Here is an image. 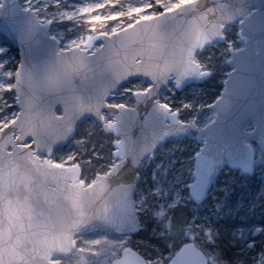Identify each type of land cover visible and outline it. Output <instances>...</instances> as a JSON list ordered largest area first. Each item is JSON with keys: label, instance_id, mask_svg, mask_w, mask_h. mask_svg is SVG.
<instances>
[{"label": "snow or ice", "instance_id": "6c2138e0", "mask_svg": "<svg viewBox=\"0 0 264 264\" xmlns=\"http://www.w3.org/2000/svg\"><path fill=\"white\" fill-rule=\"evenodd\" d=\"M0 22L19 44H0V264H264V221L221 232L200 210L253 170L245 144L233 174L222 120L257 31L264 48V0H0ZM193 130L199 150H161Z\"/></svg>", "mask_w": 264, "mask_h": 264}, {"label": "water", "instance_id": "95a60500", "mask_svg": "<svg viewBox=\"0 0 264 264\" xmlns=\"http://www.w3.org/2000/svg\"><path fill=\"white\" fill-rule=\"evenodd\" d=\"M201 2H203V0H201ZM215 2L218 4L226 5L230 2V0H215ZM252 3L256 4L257 9H259V0H252ZM235 23L239 27V21L237 20ZM239 32L240 28L238 29V33ZM0 35L17 49L19 58V44L18 42H15V44L13 43L12 36L9 34L8 30L2 26V22H0ZM240 48H245V44L243 43ZM126 55L129 57L132 55L131 48H129L127 52L121 51L118 59L122 61ZM245 55L248 57L249 63L245 67L241 68L238 74L239 87L236 90V95L231 98L232 107L230 111L225 114L222 120L223 126L233 137V150L236 153L237 164V167L235 168L239 167L238 165L240 164L243 158V154L246 151L244 147L245 144L252 146V140L259 138L261 132L264 131V48H262L261 46L260 34L258 31L255 36L249 41L248 50L246 51ZM230 59L231 57L229 56L227 61H229ZM227 64L230 66V70L227 72L228 74L232 72L233 65L228 62ZM228 78L229 77L226 75L225 79ZM233 80H236V77H233ZM223 92L224 84L220 91V94ZM57 108H60V111H57ZM62 110V105L59 104L52 107V112L57 116L61 114ZM249 124H251L252 127L250 129H247L246 126ZM200 127L202 128L203 126ZM200 135V133L193 130V134L189 136L195 141L200 142L202 145V140L197 139ZM184 137L186 136H182L179 139ZM176 140L177 139L174 136L165 137L166 142ZM229 166L232 165L230 164ZM113 188H115V185H113ZM182 246L183 245H181V247ZM126 247L131 250V253H134L137 256L141 255L129 245H126ZM176 250L178 251L179 249L177 248ZM121 255H123V251H121Z\"/></svg>", "mask_w": 264, "mask_h": 264}, {"label": "trees", "instance_id": "16d2710c", "mask_svg": "<svg viewBox=\"0 0 264 264\" xmlns=\"http://www.w3.org/2000/svg\"><path fill=\"white\" fill-rule=\"evenodd\" d=\"M2 43L5 45L8 44L3 39V37L0 36V44ZM240 45L241 43L237 41V46L239 47ZM222 59L224 60V64L222 66L221 73L218 75L217 80L215 81V84L213 85L210 83L208 86L205 87L207 95L212 97V99L207 100L208 104L212 103L215 97L219 95L223 86V80L226 77L227 71L230 69L226 63L227 57H224ZM203 117L204 113L201 119H203ZM187 139H190L191 142L195 144L194 148H196L197 150L199 149L197 148L198 143L194 142L190 137L180 139V141H185ZM168 144L170 143L168 142L164 144V146ZM194 154L195 152L192 153L193 157ZM239 172V170L234 169L233 174L238 175ZM263 177L264 155H262L261 163L257 166H254L251 175L248 176L245 180L234 181L231 175L225 176L222 174L220 178L216 181V187L209 194L208 201L206 202V208L210 209L211 220L213 222L219 223L221 232L224 231L223 221H231V223L236 226H240L241 224L247 226L251 222L259 223L261 221H264V193L261 195H257ZM240 197L244 198L245 206H243L242 210L235 214L232 205ZM246 201H248V203H246ZM249 203L253 205L254 210L249 209ZM229 211H233L234 214L225 215V212ZM242 214H245L244 217L245 219H247L244 222H241L239 218ZM129 239H131L132 243L126 245H129L142 255V249L138 248L136 245V241L139 240V237L135 235H130ZM164 255H167V252H165Z\"/></svg>", "mask_w": 264, "mask_h": 264}, {"label": "rangeland", "instance_id": "374dc122", "mask_svg": "<svg viewBox=\"0 0 264 264\" xmlns=\"http://www.w3.org/2000/svg\"><path fill=\"white\" fill-rule=\"evenodd\" d=\"M19 2L21 4H23L24 3V0H19ZM69 2H71V0H69ZM235 31H236V33H238V27L237 26H236ZM237 41L240 42V40L238 38H237ZM242 45H243V43H241L240 46H242ZM3 46H6L7 47L8 45L3 44ZM212 115H213L212 112L205 111L204 112V117L202 119L203 120V123L200 126H202L205 123H207L208 122V117H211ZM169 143L170 144H168L166 146H163V148L161 150L166 151L168 148L173 147L176 143H180L182 147L183 146H191V147L194 148V146H195V144L192 143L190 139H187L185 141L177 140V141H172V142H169ZM252 147L255 150L254 153H253V165H252V167H254V166L259 165L261 163V161H262V153L259 150L260 149V137L257 138L256 140H254L252 142ZM230 167H232V166H230ZM234 169L240 171L239 167L238 168H234ZM215 187H216V185L214 184L212 186L210 192H212ZM210 192H209V194H210ZM263 193H264V177L262 178V183H261V186L259 188V191H258L257 195H261ZM246 203H248V201H246ZM206 206H207L206 204L200 206V209L202 210V212H201L202 213V219H210L211 220V218H210V216H211L210 209L209 208H206ZM243 206H245V201H244V198L240 197L232 205V208H233L235 214H237L240 210H242V207ZM249 209L254 210L252 204L249 205ZM234 212L233 211H231V212L230 211L229 212H225V215L234 214ZM244 215L242 214L239 217L241 222H244V221L247 220V219H245Z\"/></svg>", "mask_w": 264, "mask_h": 264}]
</instances>
